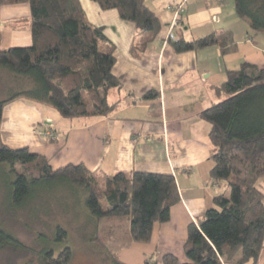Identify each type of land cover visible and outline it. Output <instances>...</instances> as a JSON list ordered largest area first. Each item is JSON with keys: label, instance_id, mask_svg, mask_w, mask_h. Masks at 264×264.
I'll list each match as a JSON object with an SVG mask.
<instances>
[{"label": "trees", "instance_id": "1", "mask_svg": "<svg viewBox=\"0 0 264 264\" xmlns=\"http://www.w3.org/2000/svg\"><path fill=\"white\" fill-rule=\"evenodd\" d=\"M94 1L102 10L116 9L121 19L148 33L142 46L159 30L145 0ZM6 3L29 5L32 42L23 47L0 46V69L20 83L13 94L0 100V121L5 104L20 97L48 104L65 118H100L111 113L116 103L108 101V93L119 89L121 82L104 70L101 55H110L112 48L101 50L108 40L99 27L86 21L80 1L0 0V5ZM234 4L253 34L264 31V0H234ZM212 45L219 46L222 54L236 48L231 31L172 41L178 53ZM262 74L260 67L247 62L228 70L225 84L217 88L226 96L200 112L210 124V178L229 188V193L214 196L204 215L188 224L183 243L186 261L166 253L152 264H256L264 246V191L259 185L264 177ZM151 96L150 91L143 97ZM0 172L6 177L0 185L7 192L4 202L13 209L31 204L56 187L68 190L75 204L84 203L94 222L91 241L103 248L112 264H126L119 252L133 242H149L153 224L168 221L171 207L179 202L171 174L134 171L100 177L81 163L53 169L44 156L27 147L12 148L1 135ZM66 236L64 227L56 225L54 242L44 248L45 264L69 262ZM3 246L17 247L18 243L0 227Z\"/></svg>", "mask_w": 264, "mask_h": 264}, {"label": "crops", "instance_id": "2", "mask_svg": "<svg viewBox=\"0 0 264 264\" xmlns=\"http://www.w3.org/2000/svg\"><path fill=\"white\" fill-rule=\"evenodd\" d=\"M79 1L86 21L108 40L101 50L112 48L110 55H101V63L121 82L108 93V101L116 103L114 110L100 118H65L48 104L16 98L3 108L2 141L44 156L53 169L81 163L100 177L134 171L171 174L179 202L171 207L169 220L155 222L150 241L133 242L119 252V259L126 264L158 263L172 253L185 260L188 224L204 215L214 196L229 193L210 178V124L200 112L226 96L217 88L225 84L226 72L241 63L260 67L264 80V31L249 30L234 0H187L172 27L173 41L231 31L236 48L227 54L217 45L178 53L167 35L180 0H145L160 27L143 46L148 33L121 19L116 9L102 10L94 0ZM31 42L29 5H0V46ZM150 91L154 96L144 98ZM259 185L264 191V180ZM256 264H264V246Z\"/></svg>", "mask_w": 264, "mask_h": 264}, {"label": "rangeland", "instance_id": "3", "mask_svg": "<svg viewBox=\"0 0 264 264\" xmlns=\"http://www.w3.org/2000/svg\"><path fill=\"white\" fill-rule=\"evenodd\" d=\"M18 85L20 83L10 73L0 69V100L13 94ZM5 180L6 177L0 172V185ZM263 180L264 177L259 183ZM95 190L102 207L106 209L107 205L100 191L97 188ZM53 191L38 197L25 207L13 209L6 206L4 197L7 192L0 186V227L13 235L18 243L17 247H0V264H10L12 261L20 264L27 259H37L39 250L46 248L47 243L54 242L55 226L58 224L67 232L66 242L71 249L68 264H112L103 248L91 241L94 222L84 203L75 204L69 191L62 190L61 187H56ZM35 261H30L29 264H36ZM179 261L184 262L186 258Z\"/></svg>", "mask_w": 264, "mask_h": 264}, {"label": "built area", "instance_id": "4", "mask_svg": "<svg viewBox=\"0 0 264 264\" xmlns=\"http://www.w3.org/2000/svg\"><path fill=\"white\" fill-rule=\"evenodd\" d=\"M186 1L187 0H180V2L177 3V5L175 6L174 21H173V24H171V26L169 28V32H168V35H167V39L168 40H172V41L175 40V35H174L173 30H172V27L174 25L175 20L178 18V16L180 14H183L185 12L184 7H183V4ZM44 134L46 135V137H49V138H52L53 137V134L50 133V132H44Z\"/></svg>", "mask_w": 264, "mask_h": 264}, {"label": "flooded vegetation", "instance_id": "5", "mask_svg": "<svg viewBox=\"0 0 264 264\" xmlns=\"http://www.w3.org/2000/svg\"><path fill=\"white\" fill-rule=\"evenodd\" d=\"M30 254V253H29ZM44 255H45V251H44V248H41L39 250V252L37 253V259H27L25 261H22L20 262V264H29L30 261H35L36 264H45V258H44ZM10 264H19L15 261H12ZM68 264V263H67Z\"/></svg>", "mask_w": 264, "mask_h": 264}]
</instances>
